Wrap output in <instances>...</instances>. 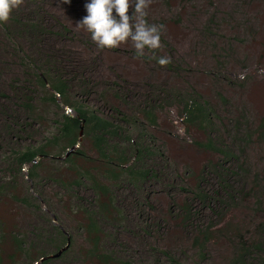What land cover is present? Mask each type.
I'll return each mask as SVG.
<instances>
[{"label":"rangeland","instance_id":"374dc122","mask_svg":"<svg viewBox=\"0 0 264 264\" xmlns=\"http://www.w3.org/2000/svg\"><path fill=\"white\" fill-rule=\"evenodd\" d=\"M87 2L23 0L6 22L9 31L0 26V185L4 186L0 192V264H32L31 258L40 253L55 255V227L68 237L62 249L69 238L71 245L65 257L53 258L51 264H83L84 252L91 247L87 231V213L91 212L99 213L102 248L119 259L171 264L161 254L170 251L182 264H230L235 236L242 233L249 245L263 243L262 251H251L250 260V264H262L264 229L259 227L264 223V204H256L254 191L227 200L226 207L198 201L197 193L215 198L221 190L211 164H219L222 157L198 146L207 141L202 132H185L179 102L169 95L196 91L224 121L223 132L220 123L217 130L228 144L233 143L232 121L237 114L244 112L257 126L264 116V0H151L145 19L162 26L161 47L146 48L143 56H137L131 40L118 48H100L88 31L78 27L87 15ZM15 21H31L41 29L22 32ZM156 53L176 62L173 69L159 64ZM48 60L56 70L54 77L68 84L70 103L87 104L122 125L126 136L138 139V129L146 130L142 142L158 153L155 160L145 161L155 169L150 181L107 178L106 161L85 132L80 145L72 147L84 155L75 160L77 172L61 159L67 157V151H61L63 143L47 147L54 160H36L40 164L36 178L30 175L32 165L19 166L18 152L48 144L58 133L62 115L75 114L70 105L55 107L41 88L31 85L37 102L34 121L28 119L30 126L19 117L23 110L17 107L20 102H15L14 91L33 82L27 76L32 66ZM150 107L158 126H151L144 117ZM119 111L137 124L122 122ZM247 153L249 168L260 167L264 173V145H250ZM86 170L108 186L113 201H98L85 181L67 189L65 183ZM244 180L240 173L230 182L240 188ZM102 203L110 204V219L100 215ZM187 209L192 215L186 222ZM207 228L215 234L202 262L194 239L203 237ZM230 228L234 233L228 232ZM14 239L27 245L24 255L15 253Z\"/></svg>","mask_w":264,"mask_h":264},{"label":"trees","instance_id":"16d2710c","mask_svg":"<svg viewBox=\"0 0 264 264\" xmlns=\"http://www.w3.org/2000/svg\"><path fill=\"white\" fill-rule=\"evenodd\" d=\"M15 23L20 25L18 27L22 32L36 33L41 29V25L31 21H26L24 23L15 21ZM0 26L9 31V27L6 23L0 24ZM155 55L156 57H166L163 54L157 55L156 53ZM175 63L176 62L170 60L168 64L163 66L173 69ZM53 67L50 60L40 66H32V68H30L31 72L27 73V76L32 79L33 82H27L26 87L23 86L14 91L15 102H20L17 104V107H21L23 110L19 117L25 118L26 124L28 123V119L34 121L35 105L37 102L36 93L31 90V85L41 88L46 93L48 102L62 109L58 100L60 96L63 103L65 105H70L75 114L67 112L62 115L61 120L58 122V133L53 140L48 141V144L39 147H26L24 150L18 152L16 154V160L19 166L23 168L26 165H32L33 168L30 175L33 179L36 178L37 170L40 167V164H36V160L41 157L49 161L55 159V155H53V157L46 151L47 147L51 144L60 146V143H63L64 145L61 151H67L68 153L69 149H72V147L78 144L81 130L84 127L85 135L90 139L93 149L106 161V170L104 173L107 178L116 181L122 180V178L126 176L131 182L150 181L151 177L155 174V169L146 164L145 161L147 159L149 161L155 160L154 155L157 156L158 153L155 152L154 154L150 144L142 142L141 139H145L146 130L138 129V133L140 134L138 135V139H135L131 134L126 136V129L122 125L102 117L99 112L90 108L87 104L70 103L67 98L69 86L59 77H54V72L56 70L54 71ZM169 98L179 102L185 132L188 134L193 130L202 132L207 137V141L198 142V146L202 149L215 152L222 157V161L219 164H211L212 173L221 180L220 188L222 192H220L221 190L217 191L215 198H210L208 194L201 195L197 193L196 198H198V201L203 202L205 205L214 206L217 204L220 207H226V205H228L227 200L236 199L241 193L249 192L252 194L254 191L256 204L261 207L264 204V173L262 171L259 172L260 167H257V169L255 168V170L254 168H249L251 166L247 148L257 143L261 146L264 145V116L261 118L260 123L254 127L247 120L244 112L237 114L232 121L234 122V124H232L234 128L231 134L233 143L228 144L226 139L220 136V131L217 130V128L220 127L218 123H220L221 132H223L222 128H224V121L222 122V120H220L217 111L196 91H188L186 94L171 93ZM149 101L152 104H156L155 100L150 99ZM224 102H227V100L224 99ZM147 109L149 110L148 106ZM150 109L152 110L143 112L144 117L149 121L151 126H158V117L153 111L154 108L150 107ZM119 113L118 115L122 117V122L127 124L133 122L137 124L138 121L136 119H132L130 116L124 115L120 111ZM29 125L31 126L32 124ZM82 155L83 152L74 151L69 156L66 155L67 157L64 163L70 164L71 168L77 172L78 166H75V160L78 156ZM240 173H244L245 175V183L240 187L246 188L245 192L244 189L239 190L240 188L235 182H230V180L232 181V177H239ZM251 175H253V177ZM242 178H244V176H242ZM82 181L91 184L98 201L101 198L113 201L108 186L104 185L103 181L90 170L78 172V178L69 184L65 183V185L67 189L70 190L71 187L83 184ZM3 188L4 186L0 185V192ZM260 207L258 208L260 209ZM110 208L111 206L108 203L100 204V215L105 219H110V212H112ZM187 213L188 215L184 218L186 222L191 221L192 211L190 212L187 209ZM87 216L89 221L87 225L89 234L88 239L91 243V247L84 252L85 261L83 264H138L126 258L119 259L115 256L114 252L103 249L102 235L104 232L100 227L99 213L91 212L87 213ZM261 228L264 229V223L260 225L259 229ZM55 229L57 230V237L52 245L57 254L62 250V246H64L65 242L68 241V237L62 229L58 227H55ZM228 232L232 234L233 230L230 228ZM214 234L215 232L209 231L207 228L205 232H202L203 237L197 236L194 239V246L199 251L200 261L202 262L207 258V244L212 241ZM235 237L237 241L233 243H236V247L234 245L232 249L234 257L230 264H250L253 254L251 251L253 249L262 251L263 243H253L249 245L246 243L242 233H237ZM12 243L15 253L25 254L26 249L23 247L26 244L23 241L14 239ZM69 251L70 250L65 251L61 257H65ZM26 254H30V251H27ZM161 254L171 264H182L170 251H163ZM48 257L49 256L45 253H40L32 257L31 261L32 264H35L45 259L41 264H51L53 258ZM255 261L258 262L257 260ZM157 264H161L160 260L157 261ZM262 264H264V262H262Z\"/></svg>","mask_w":264,"mask_h":264},{"label":"clouds","instance_id":"9594fccd","mask_svg":"<svg viewBox=\"0 0 264 264\" xmlns=\"http://www.w3.org/2000/svg\"><path fill=\"white\" fill-rule=\"evenodd\" d=\"M70 2L64 0V3ZM22 3L23 0H0V24L6 23L12 11ZM150 3L151 0H88L85 4L87 15L77 26L88 31L100 48H118L131 40L137 56H143L146 48L161 47L162 26L148 24L145 19V9ZM156 59L161 65L170 62L166 57Z\"/></svg>","mask_w":264,"mask_h":264},{"label":"water","instance_id":"95a60500","mask_svg":"<svg viewBox=\"0 0 264 264\" xmlns=\"http://www.w3.org/2000/svg\"><path fill=\"white\" fill-rule=\"evenodd\" d=\"M58 100H59V104L62 107L66 108V106H64V103H63V101H62V99H61L60 96H59ZM83 135H84V127L81 130L80 137H79V140H78V144L77 145H80V143L82 142ZM74 151H75L74 148H72L71 150H69L68 153H67V156H69ZM61 159H66V157L61 158ZM70 245H71V239L69 238V242H68V244H67V246L65 248H63L59 253H57L55 255H52V256H49L48 258H58V257H61L63 255V253L69 249ZM44 260L45 259H42L41 262H38V263H35V264H41Z\"/></svg>","mask_w":264,"mask_h":264}]
</instances>
